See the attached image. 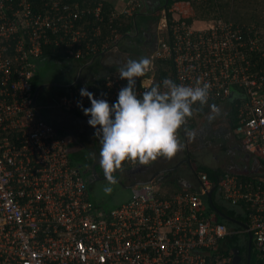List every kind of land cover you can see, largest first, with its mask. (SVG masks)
<instances>
[{
  "label": "built area",
  "instance_id": "obj_1",
  "mask_svg": "<svg viewBox=\"0 0 264 264\" xmlns=\"http://www.w3.org/2000/svg\"><path fill=\"white\" fill-rule=\"evenodd\" d=\"M176 4L168 10L170 18L161 12L155 50L139 57H148L151 65L136 80L137 96L155 85L166 92L165 78L193 87L207 83L203 106L232 100L238 118L234 134L264 163V31L223 19L193 29L189 17L175 15ZM139 7L136 0L108 12L101 2L85 0H0V264H227L232 257L224 255L221 242L241 233L251 234L264 264V184L259 180L243 181L227 172L214 185L200 171L197 189L168 194L154 184H136L130 200L111 211L91 201L70 159L65 132L39 108L82 111L77 102L90 107V101L80 96L81 88L111 104L126 84L119 69L130 56H116L89 81L59 86L61 92L48 105H37L38 95L33 100L36 67L45 50L83 64L100 54L119 55L117 29ZM198 104L178 138L186 134ZM138 164L126 160L120 168L129 171ZM211 189V199L215 193L222 206L244 216L245 228L237 231L217 223L215 213L207 214Z\"/></svg>",
  "mask_w": 264,
  "mask_h": 264
},
{
  "label": "clouds",
  "instance_id": "obj_2",
  "mask_svg": "<svg viewBox=\"0 0 264 264\" xmlns=\"http://www.w3.org/2000/svg\"><path fill=\"white\" fill-rule=\"evenodd\" d=\"M150 65L148 57L128 60L119 69V79L126 84L111 104L107 99L95 98L87 88L80 89V96L90 101V107L80 101L77 107L88 117L87 122L101 143L99 164L108 182L103 188L106 194L117 183L113 173L124 161L147 164L158 156L172 157L180 148L177 132L191 116L193 105L207 103V83L198 82L193 87L169 78L162 82L166 92L155 85L138 97L134 90L136 80L149 71Z\"/></svg>",
  "mask_w": 264,
  "mask_h": 264
},
{
  "label": "rangeland",
  "instance_id": "obj_3",
  "mask_svg": "<svg viewBox=\"0 0 264 264\" xmlns=\"http://www.w3.org/2000/svg\"><path fill=\"white\" fill-rule=\"evenodd\" d=\"M225 1V0H224ZM260 6L257 4L255 9L251 2L248 4V1L244 0H235L234 5L230 7V15L234 22H238L241 24H246L250 22L251 15L255 12L256 14V20L262 21L264 24V0H260ZM246 2V3H244ZM233 4V3H232ZM175 15H178L180 13L184 17H189L192 22V28L193 29H202L207 27L208 22L198 20L193 17V11L191 6L188 3H177L174 6ZM161 14V13H160ZM139 31H141V25L137 23ZM159 28V27H158ZM161 36V32H158V37ZM129 38H125L124 40L120 41L119 48L121 52L124 53H134L136 52V49L134 46H132L129 43ZM148 52L144 53V55H147ZM131 59H139V56H132ZM54 61V60H53ZM49 59H43L38 63V66L36 67L37 75L39 76L38 85L41 84H56V85H65L66 83H69L72 79V77L68 75L69 72V65L66 62H53ZM102 68L98 66L97 64L92 65L89 68H83L80 75V80L86 81L91 79V74L93 76H97L102 74ZM55 94V91H43L38 94L36 103L37 105H48L51 101L54 100L53 95ZM40 112L55 126L62 125L65 123V121L68 118V113L64 112H54L53 110H43L42 108H39ZM218 110H221L222 115L217 120H214V125L216 127H219L221 125H226L225 117L223 116L224 113L228 111V107L225 105L219 106L217 109H211L203 116H198V114L195 115L196 120L194 122V128L192 129V133H196L198 130H200L203 125L207 122L206 118L210 113L217 112ZM224 121V122H223ZM64 136L69 143L71 149L73 148L74 152L70 153V159L73 163V165L80 169V172L82 174V177L84 178L88 190L89 197L91 201L99 206L101 209L105 211H111L112 209L118 207L119 205L126 203L130 200L131 197V189L124 187L125 182V176L124 174L127 173L122 168H119L114 171L113 175L116 178L117 183L114 185H111L112 192L110 194H106L103 191V188L108 184L107 180H96L93 177V174L88 170L87 163L88 162H96L95 157H93L89 152L85 150H80L72 140L71 136L68 133H64ZM216 141L220 142V140L216 139ZM221 141L222 145L225 147L222 151L218 150L217 148L213 147L211 144H206V139L204 138V142L198 145V143L195 146L188 147L189 150L194 154L196 157V162H194L191 167H180L177 170V175L183 180V183L180 184L181 186L177 185L176 183H158L154 186L155 190H159L163 193L171 194L172 190L174 192L181 191L182 189L189 187H194L195 189L198 188V181L196 179V173L200 172L198 170L199 166L202 164H205V166L209 167H216L214 163V156L218 155L219 158L225 161L224 165H220V167L224 170L226 166L230 161V157L234 155V152H230V146L226 143V141ZM236 155V154H235ZM159 164L155 163L154 161L150 160L147 164H143V167L145 168H152L156 167ZM96 172L97 175H100V173H103V169L96 165ZM85 172V173H84ZM177 190V191H176ZM214 202L218 205L222 206V204H225L220 198L214 196ZM226 205V204H225ZM243 242V238H240L238 240V244H241Z\"/></svg>",
  "mask_w": 264,
  "mask_h": 264
},
{
  "label": "flooded vegetation",
  "instance_id": "obj_4",
  "mask_svg": "<svg viewBox=\"0 0 264 264\" xmlns=\"http://www.w3.org/2000/svg\"><path fill=\"white\" fill-rule=\"evenodd\" d=\"M147 3H148L147 6L145 8L144 7L141 8L137 13V23L141 25L142 29L141 31H139L137 25L134 35L130 37L131 39L130 44L134 46L136 49V52L128 53L129 54L128 56L130 57L143 55L146 52L150 53L151 51H153L155 42L157 45L158 29H159L158 27L160 25V16H161L160 13L165 8H163V6L160 5L158 0H147ZM99 56L97 58H94L90 62L91 65L97 64L101 68L102 66H105L107 68L109 65H113L114 64L113 62L116 61L115 60L116 55L107 54V58L105 59H101L99 58ZM69 62H70L68 63L70 67L69 74L71 75L80 74L83 67L80 66L79 63L76 61L70 60ZM51 90H54V86H46L40 92L51 91ZM226 107H228L229 109L230 105ZM217 114L222 115L221 110H218ZM209 116L210 119H208L206 124H204L203 127L200 130H198L196 133L186 134L178 138L180 143V148L172 157L160 156L158 158V161L156 162L159 165L153 167L152 170L147 172L141 166H137L133 170L126 171L127 173L124 174L125 176L124 187L127 188L132 184L145 181L150 177V175L155 173H157V176L154 179V183H156L157 180H159L161 181V183L168 182V183H176L177 185L182 184L183 180L179 177V175H177V170L180 167H187V166L191 167V165L197 161L196 157L189 150L188 147L195 146L197 143L200 146V144L204 142V138L206 139V144H211L213 147L217 148L220 151H222L225 148L221 143V141L223 142V140H225L226 143L230 146L229 149L230 152L240 151V144H239L240 139L234 134L233 131L230 130L228 126L229 124L227 123V116H225V113L223 114V116L225 117L226 125H221L219 127H216L214 125V120H216L214 117L216 115L213 113L210 114ZM87 121L88 119L86 117L72 116L68 118L64 124H62V127L66 132H68V134L71 136L72 140L74 141V144L80 150L81 149L85 150L89 152L93 157H95L96 162H91L89 166V171L93 174L92 172L93 166L96 172V168H97L96 165L100 166V164H99L98 155L96 154L94 148V142H95L94 128L91 127ZM216 139L220 140V142L216 141ZM214 161L216 164L217 163H219L220 165L225 164V161L219 159L218 155L214 156ZM175 166L176 168L174 170H171ZM164 170H168V171L162 172ZM95 175L99 180L101 179L106 180L104 173H100V175H97L96 172ZM96 177L94 178L96 179ZM240 258L241 260L239 264L242 263L243 255L240 256Z\"/></svg>",
  "mask_w": 264,
  "mask_h": 264
},
{
  "label": "trees",
  "instance_id": "obj_5",
  "mask_svg": "<svg viewBox=\"0 0 264 264\" xmlns=\"http://www.w3.org/2000/svg\"><path fill=\"white\" fill-rule=\"evenodd\" d=\"M86 2H88L89 4L94 5L95 3L101 2L104 6V10L105 11H110V10H114L116 9V7H114V4L108 0H85ZM160 5L163 6L164 4V0H158ZM235 0H168V4L165 7V12L168 18H170L171 14L168 13V10L171 8V6L174 3H178V2H186L188 3L193 11V17L198 19V20H202L205 22L211 21V20H215V19H223V20H227V21H231L235 24H240L238 22H234L233 19L231 18L230 15V7H232V5H234ZM244 1H248L247 3L249 4L251 2V7L252 5L253 8L255 9L256 5L258 4L260 6L261 1L260 0H244ZM250 1V2H249ZM139 4L140 7L139 9L136 11L135 13V17H131L130 19H127L125 24L121 27L118 28L117 31L122 35V40L125 38H130L131 33L135 32V26L134 24H136L137 27V13L141 8H145L147 6V0H139ZM233 3V4H232ZM246 3V2H244ZM256 14L255 12L251 15L250 17V22L246 23L245 26H255L261 30L264 31V24L262 23V21L256 20ZM189 22H191V20H188ZM243 25V24H241ZM141 56H145L144 54ZM49 57H54V58H58V59H63L65 61H69L65 58H63V56H60L57 52L51 50L50 48L45 50L42 58H49ZM91 57V56H90ZM140 57V56H139ZM92 58V57H91ZM77 62V61H76ZM79 63V62H78ZM80 66L83 65L81 63H79ZM91 67V66H90ZM161 75H166L165 72H161ZM38 80H39V76L36 75L35 79L33 81V88L35 89L36 86L38 85ZM60 87H55L53 91L56 92H61L62 89H59ZM226 105H230L228 111H227V123L229 124V128L231 131L234 132V129L237 125L238 122V118H237V109L233 106V102L232 100H229L226 102ZM219 105L217 103H210L208 105H201L198 104L197 108L194 111V114L192 117L195 118V115L198 114V116H203L205 115L208 111H210L211 109H216L218 108ZM73 115L76 116H85L83 114L82 111H77V112H73ZM192 128H194V123L193 124H189V126L186 128V130H191ZM94 148L96 151V154L99 157V152L101 149V143H100V139L95 136V142H94ZM74 150L73 148L71 149L70 153H73ZM263 163V162H262ZM91 164V161L87 163V167L89 170V166ZM264 166V163H263ZM264 168V167H263ZM198 170L206 173V175L209 177V179L213 182L214 185H216V181L217 178L222 176L224 173H227V171L223 170V169H213L207 166H199ZM241 180H245V181H249L252 180V182L259 180L261 182H263L264 184V172L261 176V178H247V177H239ZM177 191V190H176ZM214 196L215 193L212 194V203L213 205L224 215L232 218L233 220L240 222V223H245L246 219L244 218V216L240 213H238L234 208H228V207H224V206H220L217 203L214 202ZM206 205H207V214H213V209L209 204L208 199L206 200ZM215 221L217 223H221V224H225L227 226H231L233 229L240 231L241 227L235 223H231L228 222L220 217H218L217 215H215ZM240 238H243V242L241 244H238V240ZM221 246L223 248V253L226 257H232V251L234 249H238L239 250V255L242 256L243 255V259H242V263L241 264H246V256L248 254V235L247 234H235L232 236H227L222 242H221ZM262 257L261 254L258 250V248L256 247V244L252 241L251 242V249H250V263L249 264H262ZM227 264H231V262H228Z\"/></svg>",
  "mask_w": 264,
  "mask_h": 264
},
{
  "label": "crops",
  "instance_id": "obj_6",
  "mask_svg": "<svg viewBox=\"0 0 264 264\" xmlns=\"http://www.w3.org/2000/svg\"><path fill=\"white\" fill-rule=\"evenodd\" d=\"M108 1H110V2H112L113 4H114V7H116L117 9H120V8H122V6H124L125 5V3L127 2V0H108ZM136 1H138L139 2V0H136ZM140 3V2H139ZM136 23H137V21H136ZM241 24V23H240ZM243 25H245V24H243ZM134 26H135V30H136V24H134ZM135 33V32H134ZM134 33H131L130 35H128V36H132V35H134ZM124 40V39H123ZM131 39L129 38V41H130ZM122 41V40H121ZM130 43V42H129ZM129 54L128 53H124V52H120V54L118 55H116V56H128ZM139 56H141V55H139ZM105 58H107V54H106V56H104V58L103 59H105ZM132 58V57H131ZM44 59H49V60H54L53 62H55V61H61V62H66L67 64L68 63H70L69 61H65V60H63V59H58V58H54V57H49V58H44ZM72 61H75V60H72ZM78 62V61H77ZM79 63H81V62H79ZM81 64H83V63H81ZM80 65V64H79ZM105 65V64H104ZM107 65V64H106ZM83 68H89L90 66H92L91 65V63H88V64H83V65H81ZM102 66V65H101ZM105 69H107L105 66H102V71H104ZM35 75H37V71H36V74ZM68 75H69V77L71 76L72 78V80L71 81H73L74 79H75V82H76V77L78 76V75H71V74H69V72H68ZM80 75H81V73H80ZM95 76H93L92 74H91V79H93ZM91 79H89V80H91ZM79 80H80V78H79ZM78 80V81H79ZM89 80H86V81H89ZM70 81V82H71ZM66 84H68V83H66ZM47 85V84H46ZM53 85H55L54 86V88L55 87H59V85H56V84H53ZM37 86H39V85H37ZM36 86V87H37ZM60 87H61V85H60ZM36 89V88H35ZM60 89V88H59ZM40 93V92H39ZM38 93V94H39ZM55 93H57L56 91H55ZM243 91L241 90H238V94H239V96L240 97H242L243 96ZM226 106V105H225ZM219 108V107H218ZM217 108V109H218ZM215 110V109H214ZM56 112L57 113H59V112H63V111H60V110H56ZM64 113H68V112H64ZM216 114V116L214 117L215 119L216 118H218V116L220 117V115L219 114H217L218 113V111L217 112H215ZM210 114H212V113H210ZM209 114V115H210ZM226 114H227V112L225 113V116H226ZM68 118H70V117H80V116H76V115H73L72 113H68ZM207 116V118H206V120H208V119H210V116ZM45 117V116H44ZM81 117H86V116H81ZM67 118V119H68ZM87 119H88V117H86ZM195 120H196V117L194 118V117H192V119H191V124H193L194 122H195ZM217 120V119H216ZM64 124V123H63ZM206 124V123H205ZM57 127H60V128H63L62 127V125H59V126H57ZM193 129V128H192ZM192 129L191 130H186V134H192ZM65 133H68V132H65ZM195 133V132H194ZM185 134V135H186ZM239 144H240V151H238V152H234L235 154L234 155H232L231 157H230V161H229V165L228 166H226V168L224 169L225 171H227L228 173H232V174H235L238 178L241 176V177H247V178H261V176H262V174H263V172H264V166H263V163H262V161L261 160H259L258 158H256L255 156H253L252 154H250V153H248V152H246L245 151V149H244V147H243V145H241V143H240V141H239ZM71 148V147H70ZM160 157V156H159ZM158 157V158H159ZM158 158L157 159H155L154 160V162L156 163L157 161H158ZM219 159H221V158H219ZM214 163H215V161H214ZM223 163V162H222ZM216 164V163H215ZM139 166H141V167H143V164H138ZM216 165H218V166H214V167H210V168H213V169H216V168H219V169H222L221 167H220V164L219 163H217ZM201 166H205V164H202ZM207 167H209V166H207ZM236 167H237V169H236ZM144 168V167H143ZM148 170H145V168H144V170L147 172V171H150V170H152L153 169V167L152 168H147ZM240 179V178H239ZM241 180V179H240ZM251 182H252V180H250ZM256 181H258V180H256ZM255 182V181H254ZM161 183V182H160ZM159 183V184H160ZM157 184V182L156 183H154V185H156ZM179 186H181L180 184H179ZM189 187V186H188ZM187 187V188H188ZM131 189V188H130ZM183 190V189H182ZM172 192H174V190H172Z\"/></svg>",
  "mask_w": 264,
  "mask_h": 264
},
{
  "label": "water",
  "instance_id": "obj_7",
  "mask_svg": "<svg viewBox=\"0 0 264 264\" xmlns=\"http://www.w3.org/2000/svg\"><path fill=\"white\" fill-rule=\"evenodd\" d=\"M167 4H168V0H164L163 8H165V7L167 6ZM155 48H156V42H155V46L153 47V50H155ZM104 56H106V54H100L99 58L103 59ZM79 78H80V74H78V76L76 77V82L79 80ZM46 86H55V85H53V84H47V85H46V84H44V85L41 84V85L37 86L36 89H35V91H34V96H33V100H34V102H35V99H36V96L38 95V93H39L43 88H45ZM40 118L42 119V117H40ZM59 130H61V131H63V132H66L63 128H60V127H59ZM177 165H179V164H177ZM177 165H176V166H177ZM176 166L173 167L171 170H174V169L176 168ZM144 168H145V167H144ZM145 170H148V169L145 168ZM165 171H168V170H164V171H162V172H165ZM92 172H93V176L96 177V175H95L96 172H95V168H94V166H93ZM156 176H157V173L152 174V175H150V177H149L147 180L142 181V182H138V183H135V184H132V185H130V186L127 187V188H131V187H133V186L136 185V184H147V183L154 184V179H155ZM96 179H98V178L96 177ZM105 179H106V178H105ZM160 182H161V181L157 180V184L160 183ZM212 191H213V189H211V190L208 192V194H207V199H208L209 204H210V206L212 207L213 212L215 213V215H217L218 217H220V218H222V219H224V220H226V221H228V222L235 223V224L239 225L240 227L245 228V225H244L243 223L237 222V221L233 220L232 218H230V217L224 215L223 213H221V212H220V211H219V210L213 205V203H212V199H211V193H212ZM251 242H252V236H251L250 233H248V254H247L246 264H249V263H250V249H251ZM232 254H233V256H232L231 264H239V262H240V260H241V258H240V256H239V250H238V249H234V250L232 251Z\"/></svg>",
  "mask_w": 264,
  "mask_h": 264
}]
</instances>
